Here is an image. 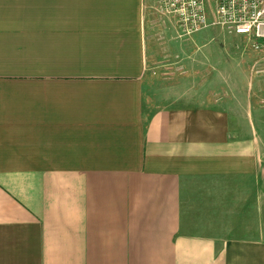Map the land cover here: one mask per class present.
Returning a JSON list of instances; mask_svg holds the SVG:
<instances>
[{"label": "crops", "instance_id": "0c3cea01", "mask_svg": "<svg viewBox=\"0 0 264 264\" xmlns=\"http://www.w3.org/2000/svg\"><path fill=\"white\" fill-rule=\"evenodd\" d=\"M161 16L0 0V264H264V222L198 235L183 202L190 180L264 190V44L161 75Z\"/></svg>", "mask_w": 264, "mask_h": 264}, {"label": "rangeland", "instance_id": "374dc122", "mask_svg": "<svg viewBox=\"0 0 264 264\" xmlns=\"http://www.w3.org/2000/svg\"><path fill=\"white\" fill-rule=\"evenodd\" d=\"M161 18L160 23L165 25L160 26L163 32L155 35V54L161 65L156 69L160 70L161 75L190 76L189 79L194 82V75L199 74L204 82L209 81L213 71L211 65H215L225 74V62L232 46L239 44L246 47L248 44L243 38L226 34L216 25L201 29L190 36L180 37L173 16ZM213 19L211 6L208 4L207 21L212 22ZM226 185V181H188L183 201L188 209L187 231L198 235L219 234L222 237H231L233 231L242 228L243 224L249 228L252 224L258 225L261 220L262 225L264 210L258 211L254 205L259 203V196L260 202L264 203V190H227Z\"/></svg>", "mask_w": 264, "mask_h": 264}, {"label": "built area", "instance_id": "2783aa9c", "mask_svg": "<svg viewBox=\"0 0 264 264\" xmlns=\"http://www.w3.org/2000/svg\"><path fill=\"white\" fill-rule=\"evenodd\" d=\"M156 10L173 16L180 37L190 36L209 26L244 38L253 49L264 44V0H155ZM214 19L207 21V5Z\"/></svg>", "mask_w": 264, "mask_h": 264}]
</instances>
